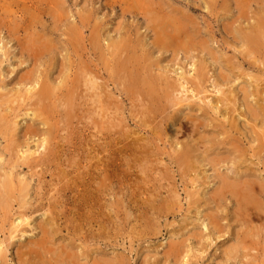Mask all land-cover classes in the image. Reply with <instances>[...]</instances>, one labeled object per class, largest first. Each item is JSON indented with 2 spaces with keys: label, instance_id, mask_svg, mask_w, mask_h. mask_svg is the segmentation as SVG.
I'll return each instance as SVG.
<instances>
[{
  "label": "rangeland",
  "instance_id": "374dc122",
  "mask_svg": "<svg viewBox=\"0 0 264 264\" xmlns=\"http://www.w3.org/2000/svg\"><path fill=\"white\" fill-rule=\"evenodd\" d=\"M263 14L264 0H0V107L2 109L0 110L2 115H0L6 119V124L8 123L5 125L8 128L2 129V125L0 126V160L2 158L0 162V167H2L0 180L6 174H11L10 177L14 179L15 183H18L23 178V182L25 181L24 185L29 187H26L28 197L21 205V209H19L20 207L15 201H11L12 211H5L6 213L9 212L8 214H5L0 207V249L6 250V253L4 251L3 255H0V264H41L45 255V261H47L49 257L53 258L55 256L56 253L54 251L61 248L60 246H69L71 231L74 229H78V236L86 237V241L76 243L77 250H75L74 254L77 260L79 259L77 264H82L83 259L86 264L88 262L89 264H101L106 258L115 261L113 262L114 264H264V215L262 219L256 217L248 218L249 221L246 224L244 222L248 220V213H236L238 206L229 197L222 199L219 205L214 206V204H211L210 197L216 188V183H214V173L206 163H195L197 165L194 168L196 174L191 176L181 173L170 163V158L176 155L185 143L188 146L196 147L198 149L196 154L202 152L201 142H203V139L207 140L205 143L213 141L212 134L215 131L213 132L212 126L217 124H223V126L227 127L232 124L236 130L234 137L240 140L239 143L243 146V149H241L242 153L246 154V163L238 167V170H244L249 164V160L256 162L255 158L254 160L250 159V149L255 150L258 144L254 136V129H252L254 127L252 126L256 125V130L259 132L261 124L248 118L244 107L245 104L242 100L243 96L238 92L239 87L243 86L247 88L246 91L258 90L261 96H264V75L258 71L263 69V66L261 63L255 64L252 59H248L245 62L247 65L242 68L244 75H240L237 73L238 71L233 73L238 76L239 82L230 83L229 81L228 84L225 83L223 85L218 78L220 68L208 59L207 52H201L199 49L196 52L187 54L177 51L173 56L169 52H157L152 47V32L155 27H164L167 35L171 34L173 27H178V29L182 28L189 32H197L198 34L195 37L193 36L192 41L194 39L196 41L199 40L197 39L199 35L203 42L209 43V46L216 49V51H219V45L222 44L223 47L227 48L223 52H226L227 58H231L232 55L235 56L237 54L233 52L234 50L240 52L244 49L241 42V33L254 27ZM78 28L83 32L84 40L79 39L78 44L72 46L70 42L72 40V29L75 31ZM168 30L170 31L168 32ZM93 34L96 36H92ZM98 37L102 49L106 52L117 54L121 49L122 43H124L122 47L127 44V47L131 49L133 47L138 48L136 59L143 61L148 66L152 64L150 71L152 75H165L171 82L178 85L183 82L182 84H184L187 91H182L180 90L181 88L178 89V85H176V90L178 89L177 91L179 92H176L177 94L174 93L172 96L173 100H184L186 96L189 100L177 105L178 107H172V110H168L166 115L161 112L153 115L154 113L150 112L151 108L148 103L144 102L140 96H135L133 100L131 98L126 99L116 89L117 86L115 88L112 87L113 85H109L108 89L111 90V115L103 119V114L98 112L97 106H95V109L91 102L84 103L82 102L83 99H81L80 102L83 109L82 114H80L81 118L73 120L74 123L71 126L65 118L56 116L51 121L58 125L57 132L54 133L57 134L54 136L56 137L54 145H66V148L61 149L62 151L58 152L59 154L57 151L54 152L55 158L53 161L51 160L50 166H47L44 162L38 163L39 161L36 160L33 161L30 167L17 165L14 160L16 155L9 151L12 147L15 151V145H22L19 150L28 147L30 153L34 154V158L38 157L40 153V155L44 153L41 147H37L41 145V137H26L27 139L24 140L22 137L25 124L29 126L37 121L32 120L33 122H31L29 115H24L25 107L22 104L16 105L17 102H21L20 99L27 88V86L18 83L19 77L26 73L32 74L33 77H38L43 73L45 74L44 76L49 75L48 80H51V83L57 86L59 80L57 79L58 70L61 69L60 64H67L70 59L77 62L80 61V66L82 64V66L86 67V71L97 77V70L100 64L97 61L99 52L93 51L89 47L88 39L94 41ZM183 38V36H179L177 40L182 42ZM119 40L120 42H118ZM29 43H46L50 46V51L39 56L36 62L28 61L25 56L19 54V46ZM73 51L76 53L77 58L73 55ZM122 54L124 55L125 53ZM53 62L55 63L54 65ZM50 63L52 67L49 66ZM154 63H156L155 65L158 68L155 67ZM197 66L203 68L202 73L205 79L197 87L199 95L192 98L194 95L190 94V90L193 87H190V83L185 84L184 80L190 81L193 79L196 82L193 69ZM259 66L260 68H258ZM224 70L226 69L223 64L222 71ZM160 71L161 73H159ZM172 72L173 74H171ZM208 73L210 76H208ZM250 76L258 79L257 89H255L256 86ZM98 82L102 84L103 81L98 80ZM217 83H219L221 90H226L225 92L234 91L235 113H224L223 107L220 106L219 102L217 103L218 94L215 93ZM19 94L20 96L17 100L16 95L18 97ZM5 96L10 101L6 100ZM249 101L250 99H248V103H252L251 105L254 104V102ZM133 102L135 105H133ZM218 105L221 111L216 113ZM13 109L18 110L17 112L15 110V113ZM90 109L95 112L91 113L93 115L88 112ZM163 115L166 118L165 121L161 120ZM170 116H173L171 120L169 119ZM192 119H194V123L191 121ZM179 120L181 123L186 122L184 124L185 131L178 125ZM104 121H109L113 125L112 132L123 134L126 132L128 142L124 141V143H129L130 131H136V126L138 125L143 127L144 131H142V134L145 137L148 154L152 156V159L154 158L147 164L151 170H148L146 175H139L135 170H127L125 166H122V164H125V160L121 155L120 162L116 161L117 155L112 159L115 163L111 167L115 169L107 171L108 173L106 174V176L110 175L111 177H105V174L101 172V167H99L100 170H92L91 173H88L86 167V169L82 168L87 163L86 154L88 152L89 156L94 154L90 152V147L94 146L93 144L95 143H100V141H94H96L95 136H97L98 126L102 124V127H106ZM13 122H16L17 125H13ZM34 125L38 127V123H34ZM195 125H198V127ZM39 127L41 128L42 126ZM115 138H117V135ZM200 138L201 142L199 141ZM10 140L14 142H10ZM74 142L78 144L79 147L77 148L81 149L84 153L82 156L85 158L77 159L68 152L72 151L73 148L75 149V146L70 148ZM12 143L13 145H11ZM85 145L88 147L86 148ZM117 145L114 147L115 151L120 148V145ZM67 146L70 150H67ZM69 156L74 159L68 161L71 159ZM259 156V160L264 163V148ZM9 159L13 160L8 167L6 163L10 161ZM155 159L158 160L156 161ZM94 161L95 164L98 163L96 160H93V163ZM228 167L227 171L230 168H235V165L230 167L229 164ZM254 167L257 168L258 166ZM259 169L264 170V164L260 165ZM63 171L72 174L67 179L61 180L64 178ZM82 172L86 174L85 182L82 180L84 175H80ZM60 176L61 179H59ZM16 177L17 179L15 180ZM101 180H105L104 183L107 188L102 185H96V182L100 183ZM95 187L100 190L98 192L94 191L96 204L90 210L92 212H88L89 207L87 208L83 204L80 205L79 195L86 191L84 196H92L90 193ZM169 196H171V200L174 196L172 201L169 200L177 203L173 212L169 211V201L168 203L166 202ZM50 206V210H52V207L56 209H53V213L57 216L58 223H53V226L51 225L52 228L49 229L50 234L53 236L54 244L52 245L53 248L48 245V248H51L48 251L46 245V248L42 247L43 249H40L39 246L33 244L36 243L34 241H39L40 239L37 221H46L49 214L46 209L47 207L49 209ZM260 208L261 210L262 208L264 209V204ZM207 213L213 214L217 225L207 223L209 222L206 218ZM19 214L25 215L28 218V222L31 221L32 223H30V226L23 224L17 229L18 231L21 230V232L14 234L13 223L16 225L18 218L20 219ZM4 223L5 225H3ZM64 223H67L64 225L65 227L63 226ZM7 225L8 227L6 228ZM27 232L28 234H26ZM13 236L16 239L12 238L11 240ZM232 245H239V250L234 255L228 251ZM44 248L47 250L45 251ZM63 264H66V262Z\"/></svg>",
  "mask_w": 264,
  "mask_h": 264
},
{
  "label": "bare ground",
  "instance_id": "6f19581e",
  "mask_svg": "<svg viewBox=\"0 0 264 264\" xmlns=\"http://www.w3.org/2000/svg\"><path fill=\"white\" fill-rule=\"evenodd\" d=\"M37 3H38V1H37ZM172 19H174V18H172ZM84 21H85V19H84ZM165 21H166V19H165ZM54 26H55V23H54ZM171 27H172V25H171ZM155 28H156V30H155ZM155 28L153 29V32H152L153 33L152 34L153 35L152 47L154 50H156L157 52H160V53H162V52L168 53L169 52V53H172L173 56L177 53V51L178 52L182 51L185 54L191 53V52H196L197 49H199L201 52H207L208 59L211 60L212 62H214L215 64H217L220 68L218 78H219V81H221L223 83V85L225 83L228 84L229 81H230V83L231 82L236 83L237 81L239 82L238 76L236 74H233V73H235V71H238L237 73H239L240 75H244L242 68L247 65V64H245V62L248 59L249 60L252 59L255 64L261 63V65L263 66V69H259L258 71L264 75V14L262 15L261 19L257 21V23L254 27L250 28V30H248V31H244L241 33V42H242V46L244 47V49L241 50L240 52H237L234 50L233 52L237 53V54H235V56L232 55L231 58H227L228 56L226 55V52H223V50H225L227 48L223 47L222 44L219 45V48H220L219 51H216V49H213V47L209 46V43L203 42V40H201V38H199V35L197 38L199 40L196 41V39H194V41H192L193 36L195 37L198 34L197 32H189V31L183 30L182 28L178 29V27H176V28L173 27L174 29L172 30L171 34L167 35V33L164 30V27H161V28L155 27ZM169 31L170 30H168V32ZM12 32H13V30H12ZM71 36L70 37L72 38V40L70 42H71L72 46L74 44H78L79 39L84 40L83 32L81 30H79V28H78V30H75V31L72 29ZM92 36H96V35L93 34ZM179 36L184 37L182 42L177 40L179 38ZM118 42H120V40ZM67 43H68V41H67ZM88 43H89V47L93 51L99 52V55L97 57V61L100 64H99L98 70H97V73H98L97 77L93 76V74L91 72L86 71V67L82 66V64L80 66L79 65L80 61L77 62L76 60H72V59L68 60L67 64H63V63L60 64L61 69L58 70L57 79H59V80L57 82L58 83L57 86H54L51 83V80H48L49 75L44 76L45 74H43V73H41L38 77H33V75L30 73H28V74L26 73V74L21 75L19 77L18 83L23 85V86H27V88L24 90L22 98L20 97L21 102L19 103L16 101L17 102L16 105L19 106L22 104V106L25 107L24 115H26V116L29 115L28 117L30 118L31 122H33L32 120H35L37 122H34V123H38V127L35 126L34 123L29 125V126L27 124H25L23 131H22V137H23V140L27 139L26 137H32V138H34L33 136L41 137V140H40L41 145L37 146V147H41V149L44 151V153H43V155H40L41 154L40 153L38 157L34 158V154L30 153V150L28 147L27 148L25 147L24 149H22L23 150L22 151V150H19V149H21L19 147L22 145H19V144L15 145L14 144L15 145L14 149H16V150L14 151L13 147L11 146L12 149L9 151H11L12 154L16 155L15 158L14 157L13 158H14L15 163L17 165H24L26 167H30V165L33 163V161L36 160V161H39L38 163L44 162L45 164H47V166H50L51 160L53 161L55 158L54 152L57 151V153H58V152L62 151L61 149L66 148L65 147L66 145H64L65 144L64 142H63L64 146L54 145V141L56 139V137H54V136L57 135L54 133L57 132V126L58 125H56L57 123H52L51 121L54 120L53 117L57 116L60 118H65V120L68 121V124L71 126L72 123H74L73 120H77V118H79V117L81 118L80 114H82V110H83L81 107L82 103L80 102L81 99H83L82 102H84V103H86L88 101L91 102V105L93 104V108H95V109H96L95 106H97L98 112H101V114H103L102 115L103 119L105 117H108L109 115H111V113H110V111H111V108H110L111 90L108 89L109 85H113L112 87H115V88L117 86L116 89L119 90V93L121 95L123 94L126 99L131 98L133 100V99H135V96H140L144 102L148 103L149 107L151 108L150 112L154 113L153 115H155V113H157V112H161L162 114L164 113L166 115L168 110H172V107L180 105L183 102H186L189 100V98L187 96L186 97L184 96L185 97L184 100H182V99L173 100L172 96L174 95V93L179 92V91H177L179 88H181L180 90H182V91H187L184 87V84H182L183 82L178 85V84H174L173 82H171L169 80V78L166 77L165 75H161V76L152 75L150 73V71L152 69V67H151L152 64L148 66L143 61H139L138 59H136L137 58L136 53L138 51V48L133 47L134 49L133 48L131 49L130 47H127V44H126V46L122 47V45L124 44V43H122L120 51L116 54L113 52L104 51L102 49L101 43L99 41V37L96 38V40H94V41L91 39H88ZM116 46H118V45H116ZM19 48H20L19 54L21 56H25L28 59V61H32V62H36V59L39 56H42L46 52L50 51V46L46 43L45 44H31V43H29V44L21 45V46H19ZM106 48H108V47L106 46ZM6 53L8 54V52H6ZM72 53L74 56H76V53L74 51ZM122 53H125V54L123 55ZM148 57H149V55H148ZM152 57L154 59V55ZM76 58H77V56H76ZM54 64L55 63L53 62V65ZM155 64L156 63H154V65ZM159 64L161 65V63H159ZM223 64H224L225 69L227 71L226 70L222 71V65ZM49 66L52 67L51 63L49 64ZM260 66L258 68H260ZM155 67H157V66L155 65ZM161 67H163V66H161ZM202 70H203V68L198 67V66L193 69L196 82H194V80L192 78H191L192 80H190V81L184 80L185 84L190 83V87H193L190 90V94L194 95V96H192V98L199 95V93L197 92V87L199 85H201V82H203V79H205V76L202 73ZM205 72H206V70H205ZM159 73H161V71ZM171 74H173V72ZM208 76H210L209 73H208ZM250 79L253 80V82H254L253 84H255V86H256L255 89H257L258 79L255 77H251V76H250ZM98 80H100V81L102 80L103 81L102 84L101 83L99 84ZM176 85H178L177 90H176ZM246 90H247L246 87L241 86V87H239L238 93H241L243 96L242 100L245 104L244 107L246 108L245 110H246L247 116L250 120L259 122L261 124V130L259 132H258V130H256L257 129L256 125L252 126V127H254L252 129H254L255 139L258 142L255 150L250 149V157H251L250 159L254 160V158H255V161H256L255 163L252 160H249V164L244 168V170H238L237 169L238 167H240L241 165L246 163V160H245L246 154L242 153L241 149H243V146L240 145V143H239L240 140L237 139L236 137H234V134H236V130H235L234 126H232V124H230V126H228V127L223 126V124H221V125L217 124V125L212 126L213 132L215 131L212 134L213 141L212 142L210 141V143H208V142L205 143V141H207V140L203 139V142H201V138H200L199 141L202 144L201 145L202 146V152H199V154H196V151H198V149L196 147H194V146L192 147L191 144H190L191 146H188L184 142L185 144L182 146L180 151L178 153L176 152L177 154L170 158V163L173 166H175L178 171H181V173H183L187 176H189V175L191 176L192 174H196V170H194V168L197 165H195V163H197V162L198 163H200V162L206 163L207 165H209V167L211 168V171L214 173L213 178L215 181L214 183H216V188L214 191L212 190L213 192L211 193L212 196L210 197V199H211L210 203L214 204V206L219 205V203L221 202L222 199H226V197H229L238 206L236 213H238V214L239 213H248L247 219L251 218V217H256V218L262 219L263 215H264L263 214L264 209L262 208V210H261L260 206H263V204H264V178H263L264 170H260L259 166L263 165L264 163L259 160L260 159L259 154H260L261 150L264 148V98H262L264 96H261V94L258 90H254V91H246ZM182 91H181V93H182ZM225 91L221 90L219 83H217L216 92H215L218 94V96L216 95L218 97L217 103L219 102L220 106L223 107L224 113L233 114L236 111L235 110V107H236L235 106L236 105L235 104V96H233L234 91H232V90H230L229 92H225ZM59 94H61V95H59ZM19 96H20V94L18 95V97L16 95L17 100H18ZM7 99L8 98L6 97V100ZM248 99H250L249 102H254V104L251 105L252 103H248ZM13 101H15V100H13ZM134 102H133V105H135ZM6 103L9 104L8 102H6ZM12 103H15V102H12ZM140 105H142V104H140ZM99 106H100V108H99ZM254 106H256V107H254ZM17 108L19 109V107H17ZM160 108H163V109H160ZM18 109H13V111L15 112V110H16V112H17ZM86 109H85V111H86ZM176 109H178V108H176ZM0 110H2L1 107H0ZM56 110H58V111H56ZM90 110H88V112L90 114L95 113L92 109H90ZM217 110L218 111L216 113H219L221 111L219 105L217 106ZM4 113H3V115H4ZM18 113H19V111H18ZM0 114H1V112H0ZM5 114H7V113H5ZM173 114H175V113H173ZM19 115H20V113H19ZM91 115H93V114H91ZM82 117H84V116H82ZM172 117L170 116L169 119L171 120ZM16 119H18V118H16ZM165 119L166 118L163 115L161 120L165 121ZM107 120H108V118H107ZM117 121H118V119H117ZM191 121L193 123L195 122L194 119H192ZM104 122L106 123V127H102L101 126L102 124L100 126H98L99 128H98V131L96 134L97 136H95L96 141H94V142L100 141V143H95V144H93L94 146L91 145L92 147H90V152H92L94 154L92 156H89V152L86 154V156H87L86 157V159H87L86 164L87 165L86 164L83 165L82 168L83 167H84V169L87 168L88 173H91L92 170L98 171V170H100L99 167H101L102 168L101 172L105 174V177H111L110 175L106 176V174L109 171H113L115 169V168L111 167V165L115 163L112 159H113V157H115V155H117L116 161L120 162L121 161L120 155H121V157L125 160V164L124 165L122 164V166H125L127 168V170H132V171L135 170L136 173H138L139 175L140 174L146 175L148 170H151V169H149L147 164L149 163V161L153 160L154 158L152 159V156H149V154H148V150L146 148L147 145L145 143V137H143L144 134H142V131H144L143 127L138 125V126H136L137 127L136 131H134V132L130 131V134H131L130 141H129V143H124V141L128 142V135L125 134L126 132L124 134L119 133V132H115V131L112 132L111 129H113V125L109 121H104ZM7 124H6V119L1 116L0 117V126L2 125V129L6 128L7 126L5 127V125H7ZM19 124H20V122H19ZM184 124H186V122L181 123L180 120L178 121V125L180 126V128L184 129V131H185V127H184L185 125ZM13 125L16 126L17 123L13 122ZM75 125H77V124H75ZM142 125L145 126V124H143V123H142ZM188 125H189V123H188ZM10 126H11V124H10ZM39 126H42V127L40 128ZM81 126H82V124H81ZM95 126H97V125H95ZM148 126H150V125H148ZM187 126H186V128H187ZM195 126L198 127V125H195ZM2 129H1V131H2ZM16 130H18V129H16ZM68 130H70V129H68ZM18 132H19V130H18ZM140 133H141V135H140ZM5 134H6V132H5ZM99 134H100V136L98 137ZM239 134H241V133H239ZM116 135H117V138H115ZM10 142H14V141L10 140ZM141 143H142V145H141ZM117 144L120 145V148H117L118 150L115 151L114 147ZM254 144H256V143H254ZM11 145H13V143ZM74 146H75V149L73 148ZM85 146H86V148L88 147L87 145H85ZM77 147H79L78 144L74 142V143H72V145L70 147V148H73L72 151L69 149L68 146H67V148H68L67 150H70L68 152L71 153V155L75 156V158L80 159L81 157H83L82 155L84 153L81 151L80 148H77ZM9 148H10V145H9ZM102 154H104V155H102ZM10 158H11V156H10ZM31 158H33V159H31ZM65 158H66V156H65ZM69 158H71V159L68 161H71L72 159H74V158H72V156H69ZM83 158H85V157H83ZM1 160H2V158H1ZM1 160H0V162H1ZM9 160L10 161H8L6 163V166H8V167L11 164L10 162H12L13 159H9ZM93 160H96L99 164L98 163L95 164V161L93 163ZM64 161H65V159H64ZM65 164H66V162H65ZM229 164H230V167H232V165H235V168H230V170L227 171V169H229V167H228ZM254 166H258V167L256 168ZM41 167H43V166H41ZM1 169H2V167H0V171H1ZM225 170H226V172H225ZM55 171H56V168H55ZM136 173H134V174H136ZM71 174L72 173H68V172L65 173L64 172V176H63L64 178L61 179V176H60L59 179L65 180ZM10 175L11 174H6L4 177H2V180H0V186H1V188H0L1 189L0 190V207L2 208L1 210H4L5 214L9 213V212L6 213L5 211H7V210L9 211L12 208L11 201H15L19 205V207H20L19 209H21V205L23 204V202H25V199L28 197V190L26 188L28 186L24 185L25 181L23 182V178H21L22 180L18 181V183H15L14 179H12L10 177ZM80 175H84V176H82V180L85 182V175L86 174L82 172ZM17 176H20V175H17ZM0 178H1V176H0ZM16 179H17V177L15 178V180ZM105 180L107 181V179H105ZM104 181L101 180L100 183L96 182V185H100V186L102 185L104 188H107V185L104 183ZM69 182H70V180H69ZM212 185L214 186V184H212ZM55 187H57V186H55ZM99 190L100 189H98V188L96 189V187L94 189H92L91 192L93 194L90 193V195H92L93 198H92V196H89V195L84 196V194H86V191H84L83 193H81V195H79L80 196V198H79L80 205L83 204V205L87 206V208L89 207V209L87 210L88 212H92L90 210H92L94 207V204H96L95 200H94V191L98 192ZM55 193H57V192H55ZM190 193H191V191H190ZM148 196H150V195H148ZM173 198H174V196H173ZM173 198H172V200H173ZM169 199L171 200V196H169L166 199V202L168 203V201H169V203H170V205L168 207L170 209L169 211L173 212L175 206H177V203L176 202L173 203V202H171L172 200L170 201ZM193 201H194V199H193ZM91 203H92V205H91ZM120 203H121V201H120ZM145 203H147V202H145ZM88 204H90V205H88ZM192 205L194 206V204H192ZM28 207H30V206H28ZM50 208H51V206L49 207V209H48V207L46 209V211L49 212V214L47 213L48 217H47L46 221H44L43 219H42L43 221H40V222L37 221V229L40 232L39 241H34V243L36 242L35 244H33V242H32L33 245L39 246L40 249L42 247H45V245H46L48 251L51 249V248H48V245L53 248L52 245L54 244L53 238H52L53 236H52V234H50L49 229L52 228L51 225L53 226V223L54 224L58 223L57 222L58 218H56L57 216L54 215V213H53V211L56 209H54L52 207V210H50ZM71 209H73V208H71ZM59 212H62V211H59ZM234 212H235V210H234ZM1 213H3V212H1ZM99 213L101 214L100 211H99ZM99 213L97 212L98 215H99ZM16 215H18V214H16ZM4 216H6V215H4ZM107 216H109V215H107ZM217 216H218V214H217ZM19 217H20V219L18 218L16 225H15V223H13L14 224V229H13L14 234L21 232L20 229H19L20 231H18L17 229L20 226H22L23 224L30 226V223H32L31 221L28 222V218L23 214L22 215L19 214ZM95 218H97V217H95ZM206 218L209 221V222H207L208 224L217 225L216 219L212 213H207ZM149 219H150V217H149ZM74 220H75V218H74ZM248 221H249V219L247 221H245L244 223H246ZM91 223H93V222H91ZM65 224H67V223H64L63 226ZM76 224H77V222H76ZM3 225H5V223ZM112 225H113V223H112ZM92 226H93V224H92ZM98 226H100V225H98ZM154 226H155V224H154ZM7 227H8V225L6 226V228ZM59 227H60V225H59ZM66 227H67V225H66ZM116 227H118V226H116ZM23 229H25V228H23ZM79 230H80V228H79ZM24 231H23V233H25ZM77 231H78V229L77 230L74 229L73 231H71V239L69 240V246H67V247L60 246L61 248H59L57 251L53 250L57 255L55 254V256L53 258L47 256V257H49L47 259V261H45V259H46L45 258L46 255H45V257L43 259L41 258L42 259L41 264H59V263L63 264L64 262H66V264H77V263H79V261H78L79 259L77 260V257L74 254L75 250H77L76 243L77 242L81 243V242L86 241V237L78 236ZM85 231H87V230H85ZM132 231H133V229H132ZM8 233H9V231H8ZM26 234H28V232ZM84 234H85V232H84ZM93 234H94V232H93ZM106 236H107V234H106ZM4 237H5V235H4ZM12 238H15V237L14 236L11 237V240H12ZM19 239H20V237H19ZM30 240H32V239L30 238ZM106 240H107V238H106ZM45 248H44V250L46 251L47 249H45ZM238 250H239V245H232L228 251H229V253H233L232 255H234L238 252ZM4 251L6 253L5 249H3V248L0 249V255H3ZM38 251H40V250H38ZM47 255H50V254H47ZM112 256H113V254H112ZM235 258H237V257H235ZM31 260H30V262H31ZM83 260H82V262L84 263L85 261H83ZM122 260H120V261H122ZM20 261H21V259H20ZM113 262H115V261H111V259L106 258L102 261L101 264H114ZM85 264H86V262H85ZM87 264H89V262Z\"/></svg>",
  "mask_w": 264,
  "mask_h": 264
}]
</instances>
